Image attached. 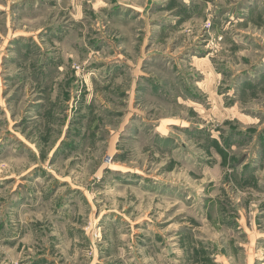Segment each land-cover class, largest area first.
I'll return each mask as SVG.
<instances>
[{
	"label": "rangeland",
	"instance_id": "1",
	"mask_svg": "<svg viewBox=\"0 0 264 264\" xmlns=\"http://www.w3.org/2000/svg\"><path fill=\"white\" fill-rule=\"evenodd\" d=\"M0 264H264V0H0Z\"/></svg>",
	"mask_w": 264,
	"mask_h": 264
}]
</instances>
